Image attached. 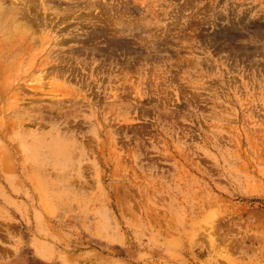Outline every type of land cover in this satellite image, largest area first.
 Instances as JSON below:
<instances>
[{
    "label": "rangeland",
    "instance_id": "374dc122",
    "mask_svg": "<svg viewBox=\"0 0 264 264\" xmlns=\"http://www.w3.org/2000/svg\"><path fill=\"white\" fill-rule=\"evenodd\" d=\"M0 9V264H264V0Z\"/></svg>",
    "mask_w": 264,
    "mask_h": 264
},
{
    "label": "bare ground",
    "instance_id": "6f19581e",
    "mask_svg": "<svg viewBox=\"0 0 264 264\" xmlns=\"http://www.w3.org/2000/svg\"><path fill=\"white\" fill-rule=\"evenodd\" d=\"M0 18V27L5 28L4 26H6L8 29V25L10 27L9 21L12 23V19L2 9H0Z\"/></svg>",
    "mask_w": 264,
    "mask_h": 264
}]
</instances>
